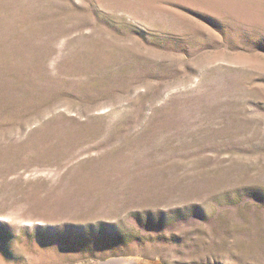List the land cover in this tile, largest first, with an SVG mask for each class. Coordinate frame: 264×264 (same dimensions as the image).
I'll list each match as a JSON object with an SVG mask.
<instances>
[{"label": "rangeland", "instance_id": "374dc122", "mask_svg": "<svg viewBox=\"0 0 264 264\" xmlns=\"http://www.w3.org/2000/svg\"><path fill=\"white\" fill-rule=\"evenodd\" d=\"M0 264H264V0H0Z\"/></svg>", "mask_w": 264, "mask_h": 264}]
</instances>
